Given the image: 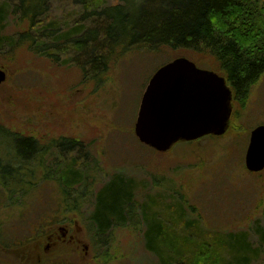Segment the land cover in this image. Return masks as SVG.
I'll return each mask as SVG.
<instances>
[{"label": "rangeland", "instance_id": "rangeland-1", "mask_svg": "<svg viewBox=\"0 0 264 264\" xmlns=\"http://www.w3.org/2000/svg\"><path fill=\"white\" fill-rule=\"evenodd\" d=\"M18 1L0 0V4L17 5ZM47 8L37 18L41 25L53 24L60 31L81 26L77 36L85 27L97 25L96 17L81 18L84 7L79 0H50ZM5 21V32L14 35L29 24L20 10L7 13ZM182 52L167 47L156 52L118 48L96 82L81 72L86 52L68 42L41 53L25 43L0 50V68L6 76L0 84V162L18 170L22 182L32 185L25 198L18 192L4 194L0 186V264H34L35 257L23 251L35 244L27 240L28 229L39 220L47 226L55 222L49 225L56 231L66 224L82 240L79 247L60 246L42 264H161V258L145 246L141 209L94 238L90 218L96 193L118 173L134 181V201L138 207L146 204L149 218L154 217L153 211L159 214L176 235L187 234L200 244L199 252L214 248L216 233L242 232L252 246L259 245L258 229H264V169L249 171L244 153L250 131L264 125V73L243 106L232 102L238 114L225 135L177 142L166 152L142 144L135 136L142 91L155 69L185 56L218 73L213 57L188 51L180 56ZM14 138L36 142L38 153L33 160L18 164ZM62 140H66L63 146ZM69 141H73L70 147ZM68 164L74 165L76 176L85 172L86 178L71 186L69 194H62L58 168ZM89 170L93 173L88 178ZM179 200L181 217L177 209L173 211ZM187 220L190 227L184 223ZM259 253L250 264H264V248ZM165 254L171 264H187L173 255L172 247Z\"/></svg>", "mask_w": 264, "mask_h": 264}, {"label": "trees", "instance_id": "trees-1", "mask_svg": "<svg viewBox=\"0 0 264 264\" xmlns=\"http://www.w3.org/2000/svg\"><path fill=\"white\" fill-rule=\"evenodd\" d=\"M49 1L19 0L17 5L0 4V50L25 43L36 53H41L50 48L57 50L68 42L72 48L86 52V63L81 65V72L84 78L90 76L96 82L102 79L109 58L118 48L126 51L135 47L156 52L167 47L183 51L180 56H184L186 51L211 56L217 63L218 74L223 75L233 89V103L241 106L264 73V0H113V3L100 0L96 4L93 0H79L84 7L81 18L91 20L96 17L97 24L85 27L80 37L77 33L83 30L81 26L60 31L53 24H39L37 18L47 12ZM17 10L29 20V24L14 35L5 32V20L7 13ZM236 113L237 109L233 107L226 132L232 127ZM14 141L20 160L18 164L33 160L38 153L36 142L31 138H14ZM65 141H60V145L63 146ZM67 143L69 147L73 145V141ZM73 166L68 164L58 168L62 194H69V188L85 178V172L76 176ZM21 176L18 170L0 162V186L4 194L18 192L25 198L31 193L28 187L32 185L22 182ZM133 188L134 181L118 173L97 191L90 218L95 239L115 225L123 224L124 218L133 217L137 209H141L146 225L145 246L157 254L163 264H171L170 257L166 258L165 254L171 247L173 255L184 258L182 262L187 264H250L263 251L264 229L260 228L257 247L247 242L242 232H229L225 236L216 233L214 248L203 254L199 252L200 244L187 234L176 235L156 212L153 211L154 217L149 218L145 214L146 204L138 207L134 201ZM179 204H173V211L177 209L181 217L180 200ZM184 223L191 225L188 220ZM41 225L43 229L47 227L43 223Z\"/></svg>", "mask_w": 264, "mask_h": 264}, {"label": "water", "instance_id": "water-1", "mask_svg": "<svg viewBox=\"0 0 264 264\" xmlns=\"http://www.w3.org/2000/svg\"><path fill=\"white\" fill-rule=\"evenodd\" d=\"M5 79L0 68V84ZM148 81L134 123L142 144L166 152L177 141L221 136L229 126L233 90L223 75L197 66L188 57H175ZM250 132L244 165L256 173L264 169V125Z\"/></svg>", "mask_w": 264, "mask_h": 264}, {"label": "flooded vegetation", "instance_id": "flooded-vegetation-1", "mask_svg": "<svg viewBox=\"0 0 264 264\" xmlns=\"http://www.w3.org/2000/svg\"><path fill=\"white\" fill-rule=\"evenodd\" d=\"M92 173L93 172L89 170V173L86 176L89 178L91 177ZM93 177H95V173L93 174ZM0 193L3 194L2 192ZM41 223H42L41 220H39L36 224L31 225L33 227H30L28 229L30 232V235L29 237H27V240L31 239L35 241V244L32 246L31 249L29 250L27 249L26 251H23L24 255L27 254V252H29L28 254L29 257H32V256L35 257L34 262H33L34 264H42L43 261H46V258L54 257L55 253L57 252L56 250H58L59 247L62 245L68 244L69 246L75 245L76 247H79V245L82 243V240L79 239L78 232L73 231V229L69 228L68 225L66 224H64V226L57 227L58 230L56 231V229L52 225H49L43 229L42 225L39 226V224ZM51 223L55 224V222L53 221H51ZM44 230L46 232L45 237H43ZM5 233H6L5 236L10 238L8 236L9 234L7 233V231ZM1 243H3V241L0 238V244ZM29 243L30 242H27V244Z\"/></svg>", "mask_w": 264, "mask_h": 264}, {"label": "bare ground", "instance_id": "bare-ground-1", "mask_svg": "<svg viewBox=\"0 0 264 264\" xmlns=\"http://www.w3.org/2000/svg\"><path fill=\"white\" fill-rule=\"evenodd\" d=\"M227 80V79H226Z\"/></svg>", "mask_w": 264, "mask_h": 264}]
</instances>
